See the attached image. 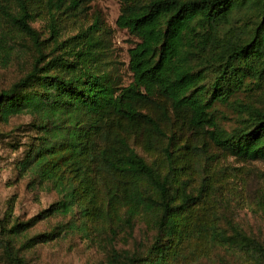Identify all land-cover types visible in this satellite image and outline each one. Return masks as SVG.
Here are the masks:
<instances>
[{
	"label": "trees",
	"instance_id": "16d2710c",
	"mask_svg": "<svg viewBox=\"0 0 264 264\" xmlns=\"http://www.w3.org/2000/svg\"><path fill=\"white\" fill-rule=\"evenodd\" d=\"M118 1L116 26L138 40L125 87L95 63L97 21L62 40L57 14L66 0L50 2L42 38L28 0H0V63L33 54L0 90V120L31 118L34 142L20 170L58 196L26 222L0 221L4 259L28 264L16 241L29 248L28 230L60 217L61 232L96 234L109 264H203L219 252L264 264V229L246 222L247 214L264 221V170L220 163L190 140L264 164V0ZM218 106L232 108L231 128ZM249 175L256 186L246 192ZM138 224L149 239L134 236ZM122 239L131 248L119 247Z\"/></svg>",
	"mask_w": 264,
	"mask_h": 264
},
{
	"label": "rangeland",
	"instance_id": "374dc122",
	"mask_svg": "<svg viewBox=\"0 0 264 264\" xmlns=\"http://www.w3.org/2000/svg\"><path fill=\"white\" fill-rule=\"evenodd\" d=\"M71 1L66 0L60 13L57 14L62 40L77 35L97 21L103 33L100 35L101 45L98 46L100 50L95 63L99 68L108 71L119 86L129 85L131 82V73L128 69L129 50L138 40L116 26V20L121 11L120 2L118 0H79L77 8L67 10ZM50 2L56 6L57 0H28L29 10L32 13L31 26L42 34V38L48 36ZM25 43L31 49L30 42L25 41ZM32 58V51L26 50L22 51L10 65L4 66L0 63V90L9 88L17 81L29 68ZM262 97L263 93H260L253 99L258 102ZM218 111L220 123L228 129L231 128L236 117L232 108L218 106ZM31 122V118L27 115L10 118L7 122L0 120V221L4 224H10V220L26 222L48 209L58 199V196L48 187L33 184L30 177L20 170V164L28 146L34 142L35 131L31 127ZM187 136L189 137V134ZM190 140L199 148H203L206 143L209 146V154L216 156V160L220 163L238 168L264 170V164L254 163L255 165L250 166L248 163L240 162L216 151L208 141L198 139L195 135H192ZM243 172L247 173V170ZM255 186L252 175L247 176L245 191H252ZM60 219V217H49L37 221L26 233V239L32 240L29 248L23 246V239L16 241L15 249H19L20 255L28 264H109L101 239L96 234L85 235L71 230L61 232L58 225ZM68 220L69 217L65 222ZM246 222L254 231L257 227L264 229V221L255 220L250 214L246 215ZM134 236L137 239H149L151 232H147L144 225L138 224ZM118 246L131 248V241L126 243L122 239ZM2 253L0 249V264H7ZM203 264L235 263L230 256L219 252L213 260Z\"/></svg>",
	"mask_w": 264,
	"mask_h": 264
}]
</instances>
